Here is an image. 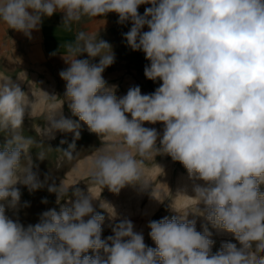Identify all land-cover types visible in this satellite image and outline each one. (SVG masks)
<instances>
[{"label": "clouds", "instance_id": "obj_1", "mask_svg": "<svg viewBox=\"0 0 264 264\" xmlns=\"http://www.w3.org/2000/svg\"><path fill=\"white\" fill-rule=\"evenodd\" d=\"M145 4L151 7L140 15L138 6ZM56 12L64 13L68 31L84 17L116 13L118 23L130 20L128 46L150 61L146 78L162 81L152 94L142 95L136 86L118 99L102 76L115 60L108 42L79 31L63 45L68 67L59 75L66 82L65 99L102 141L92 153L91 183L117 193L127 184L147 187L145 161L167 154L205 182L194 186L193 199L204 205L196 212L233 234L240 246L225 242L213 254L211 232L206 226L197 231L187 212L148 224L155 248L128 219L102 239L105 218L94 211L95 197L76 189L71 206L47 210L27 227L9 218L0 203V264H264V0H0V22L28 37L42 17ZM145 25L149 30L142 32ZM82 53L100 57L99 63L78 59ZM31 104L10 77H0V133L6 136L0 201L11 209L20 203L17 184L29 192L45 184L29 156L41 143L22 129ZM46 121L49 138L57 131L80 138V123L65 118L61 107L50 105ZM144 122H162V136ZM74 150L75 142L58 151L71 161ZM38 156L44 159L45 153ZM68 188L53 183L48 191L59 203Z\"/></svg>", "mask_w": 264, "mask_h": 264}, {"label": "rangeland", "instance_id": "obj_2", "mask_svg": "<svg viewBox=\"0 0 264 264\" xmlns=\"http://www.w3.org/2000/svg\"><path fill=\"white\" fill-rule=\"evenodd\" d=\"M120 56L119 61H114V67L105 69L102 73L106 86L112 88L116 97L122 98L132 87L139 86L141 94H152L156 88L160 87L162 81L157 79L152 81L145 76L129 75L123 65ZM65 70L54 64H48L44 68H30L27 75L20 79V75L11 77L13 83L20 86L26 94L31 104V115L26 112L22 129L23 134L32 137L39 147H33L29 150V156L33 162V171L36 172L41 181H44V187L33 192H29L26 186L17 184L21 192L20 203L16 209H11L5 204V214L9 218L15 217V221L27 227L29 224L35 225L39 222L43 212L55 209L59 211L61 206H71L76 196L74 192L79 189L85 195H93V207L96 213L104 216L101 225V238L107 239L113 235L112 227L124 219L130 220L134 225V231L142 233L144 242L148 247L155 248L157 245L151 239L149 233L151 229L148 224L151 221H159L165 217L171 219L179 218L182 213L187 212L188 220L196 221V230L203 233L206 226L211 232L210 239L214 241L211 252L215 254L221 249L222 243L231 242L237 244L233 234L224 230L212 227L211 223L206 220L205 216L198 214L197 208L202 212L203 203L198 204L195 198L194 186L199 184L205 185L202 180L191 178L186 168L178 161H173L167 154H158L153 159L145 161L144 177L149 182L147 187L140 184H127L120 191L112 192L107 186L102 189L91 183L89 172L91 169L92 153L95 149L101 147L100 137L91 133L86 124L79 121L69 108V101L65 99L66 82L60 77V71ZM0 77L3 75L0 74ZM50 97H55L50 99ZM56 108L61 107V112L65 118L74 122H79L81 127L80 138L74 140L73 132H55L54 138H49L44 134V129L48 127L46 116L50 110V105ZM30 112V109L28 110ZM129 119L131 115L127 114ZM144 127L155 128L159 133L163 132V123L157 122L151 124L144 122ZM66 141L61 144V141ZM6 141L4 133H0V148ZM75 142L74 155L71 161L63 157L59 152L67 150L69 145ZM159 146V139L157 141ZM43 151L45 158L40 159L38 152ZM63 182L68 188L64 198L57 203V194L50 193L48 186L55 183L57 186ZM264 191V184L260 185ZM47 203H43V200ZM27 203V207L25 204ZM107 205V207H102ZM36 209V210H34ZM8 210V211H7ZM36 211V214L32 213ZM85 219H88L86 217ZM88 255H94L89 250ZM102 254V252H101Z\"/></svg>", "mask_w": 264, "mask_h": 264}, {"label": "crops", "instance_id": "obj_3", "mask_svg": "<svg viewBox=\"0 0 264 264\" xmlns=\"http://www.w3.org/2000/svg\"><path fill=\"white\" fill-rule=\"evenodd\" d=\"M148 7L151 5L138 6V13L143 15ZM63 16V12H56L51 17H42L39 30H33L30 37L8 29L0 22V74L10 79L20 75L22 79L30 68L41 69L48 64H54L66 69L68 64L64 59L63 45L74 42L77 32L84 31L108 42L112 46L114 61H119L122 55L123 65L129 75L145 76L144 69L150 66V61L145 58L142 50H132L124 38V34L132 27L130 20L123 24L118 23L119 17L116 13L96 18L84 17L78 23H73L71 31H68L62 26ZM148 30L147 25L141 29L142 32ZM77 58L88 59L93 64H98L100 59L89 57L87 53H82ZM110 67H114V63L107 68Z\"/></svg>", "mask_w": 264, "mask_h": 264}, {"label": "bare ground", "instance_id": "obj_4", "mask_svg": "<svg viewBox=\"0 0 264 264\" xmlns=\"http://www.w3.org/2000/svg\"><path fill=\"white\" fill-rule=\"evenodd\" d=\"M53 135H54V134H53ZM34 210H36V209H34ZM7 211H8V210H7ZM36 211H37V210H36ZM36 211H34V212L32 213V215H33L34 213L36 214ZM15 217H16V216H13V218H12L14 221H15Z\"/></svg>", "mask_w": 264, "mask_h": 264}]
</instances>
